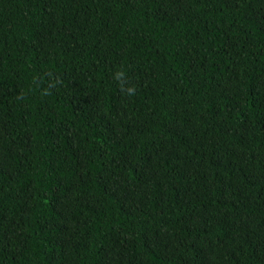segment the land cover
<instances>
[{
	"label": "trees",
	"instance_id": "obj_1",
	"mask_svg": "<svg viewBox=\"0 0 264 264\" xmlns=\"http://www.w3.org/2000/svg\"><path fill=\"white\" fill-rule=\"evenodd\" d=\"M0 264H264V0H0Z\"/></svg>",
	"mask_w": 264,
	"mask_h": 264
},
{
	"label": "clouds",
	"instance_id": "obj_2",
	"mask_svg": "<svg viewBox=\"0 0 264 264\" xmlns=\"http://www.w3.org/2000/svg\"><path fill=\"white\" fill-rule=\"evenodd\" d=\"M116 77H117V79H122V77H123V73H122V72H117V73H116ZM134 92H135V89H134L133 87H128V88L126 89V93H127V95H129V96L133 95Z\"/></svg>",
	"mask_w": 264,
	"mask_h": 264
}]
</instances>
